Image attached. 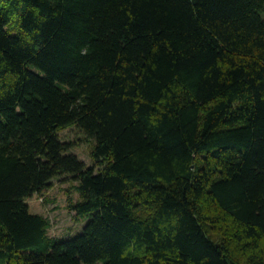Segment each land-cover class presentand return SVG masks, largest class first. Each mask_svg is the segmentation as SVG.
Returning <instances> with one entry per match:
<instances>
[{
	"label": "trees",
	"instance_id": "16d2710c",
	"mask_svg": "<svg viewBox=\"0 0 264 264\" xmlns=\"http://www.w3.org/2000/svg\"><path fill=\"white\" fill-rule=\"evenodd\" d=\"M0 264H264V0H0Z\"/></svg>",
	"mask_w": 264,
	"mask_h": 264
},
{
	"label": "rangeland",
	"instance_id": "374dc122",
	"mask_svg": "<svg viewBox=\"0 0 264 264\" xmlns=\"http://www.w3.org/2000/svg\"><path fill=\"white\" fill-rule=\"evenodd\" d=\"M61 139L72 145L71 152L78 155L86 165H92L90 156L91 143L76 126L60 132ZM73 179L54 180L52 187L44 195H35L29 200L32 211L40 212L50 218L53 237L75 236L82 230L83 218H77L70 208L71 200L79 199Z\"/></svg>",
	"mask_w": 264,
	"mask_h": 264
}]
</instances>
